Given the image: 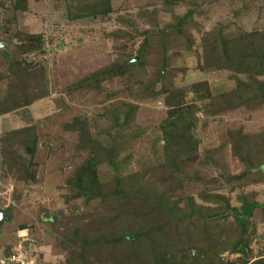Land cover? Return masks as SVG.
<instances>
[{
    "label": "rangeland",
    "instance_id": "374dc122",
    "mask_svg": "<svg viewBox=\"0 0 264 264\" xmlns=\"http://www.w3.org/2000/svg\"><path fill=\"white\" fill-rule=\"evenodd\" d=\"M91 1L0 0V102L22 103L0 111V255L21 239L35 264H67L74 245L95 232L81 229L79 236L76 228L91 218L93 227L100 220L111 229L124 224L148 232L166 222L177 247L188 233L205 236L197 239L203 254L183 244L187 256L198 255L187 264H244L245 256L258 264L264 224L249 216L247 252L235 250L239 226L226 202L239 206L240 194L264 202L261 179L236 175L242 153L230 138L258 150L254 161L264 156V72L251 67L248 39L238 46L226 39L255 30L259 41H250L262 45L264 0H107L106 13L73 17L89 11ZM181 16V31L167 30ZM30 35L43 48L28 50ZM210 40L222 44V56L228 50L216 64L205 53ZM10 69L13 83L6 79ZM248 73L258 81L249 83ZM190 105L191 114L169 123ZM31 125L33 136L7 135ZM26 137L35 140L31 155ZM174 138L182 142L175 150L168 145ZM88 159L99 188L89 200L81 189L90 180L81 187L75 181ZM221 227L216 238L208 235ZM84 249L87 264L129 257L127 248L120 258L102 245Z\"/></svg>",
    "mask_w": 264,
    "mask_h": 264
},
{
    "label": "trees",
    "instance_id": "16d2710c",
    "mask_svg": "<svg viewBox=\"0 0 264 264\" xmlns=\"http://www.w3.org/2000/svg\"><path fill=\"white\" fill-rule=\"evenodd\" d=\"M87 6L90 8L89 11H86L85 13H73V17H81V16H86V15H95V14H100V13H106L107 11H109L110 9V4H108L107 0H100V4L103 6V8L101 7H97V3L95 0H93V2H86ZM185 17L181 16L178 21H176L177 23L175 24H170L167 26V30H172L175 33H179V29L181 28V24L182 21L184 20ZM223 37V36H222ZM231 38H227V44H231L229 41H234V45L238 46L240 43H242L243 41H245L246 39H248L249 41L246 43V45L244 46L245 49H248L249 52L251 53V56L254 60V63L251 65L253 71L255 68H259L262 66V71L259 72H264V39L262 42V45L260 43V46L256 45V43H254L253 41L250 40H258L259 36H257V31L255 30H241L239 32H236V34H234L233 36H230ZM33 35L29 36V39H31L30 41H27L28 43V50H33V51H37L38 49L40 50L41 48H43V42L41 40H38V36H37V41L38 42H33ZM263 38H264V32H263ZM209 44H205V53L207 54L210 53L212 55V58H214V62L216 64L217 62V58L218 60H221L222 57H227L228 56V50L225 48L224 49V53L223 56L222 54V44H219L216 41H208ZM252 42V43H250ZM223 44H225L223 42ZM210 45V46H209ZM247 45H254L253 48H248ZM250 56V55H249ZM246 58V57H245ZM250 58V59H252ZM248 59V58H246ZM245 59V60H246ZM213 59L209 60L208 62H211ZM240 60V58H239ZM244 60V58H243ZM240 63V61H238ZM247 62V60H246ZM8 64V68L13 62H7ZM248 63V62H247ZM241 64V63H240ZM238 65V64H237ZM242 69L243 71H248L249 69L246 66L241 65L240 67H237ZM11 69L8 70V74L6 75V79L9 80L11 83L15 82L13 80V73H10ZM251 71V72H253ZM255 73V72H254ZM249 77H250V82H257L256 79H254L253 77V73H248ZM249 83L246 84H242L244 86L250 85ZM264 87V86H263ZM260 101H264V88H262V91L260 93ZM256 97V96H255ZM253 99H247V101L244 102H249L252 101ZM254 102V101H253ZM22 103L17 101L16 99H12L0 102V111H6V110H10L13 109L17 106H20ZM192 105L188 106V107H184L181 109H178L177 112L175 113L176 117H173L171 120H169L170 124L175 125L177 120L186 118V116H188L189 114H191V110H189V108ZM168 127V126H166ZM33 128L34 126H27V127H23L19 130H14L12 129L11 131L9 130L7 135L9 136L11 135H17L16 132H18L19 134H24V133H29L30 136H33ZM185 128V127H182ZM165 129V126H164ZM187 129V127L185 128ZM167 131V129H165ZM16 133V134H14ZM171 135V134H170ZM174 135V134H172ZM181 135V134H180ZM178 134V136H180ZM26 136V135H25ZM183 137V136H181ZM180 137V138H181ZM180 138L176 139L175 138L172 140V142L168 141V145H172L173 149L175 150L176 147L179 146V144H181L182 142L179 140ZM231 140H232V144H233V150L239 154L240 156V160H241V164H243L242 167V171L241 172H237L236 175L238 176V178L241 177H249L248 180L251 181H260L263 182L264 185V156L261 157V160L259 161H254V156H259L260 152L257 150L253 153H251L250 149L246 147V144L244 141H241V139H239V137H235V135H231ZM187 140V139H185ZM22 143L24 145V150L28 153V154H32L35 148V140L34 137H26L25 139L22 140ZM264 144V143H263ZM232 146V145H231ZM180 149L183 151L186 148L185 147H180ZM178 154V152H175ZM261 153L264 155V145H262V151ZM90 158V157H89ZM91 159V158H90ZM92 163L89 159L87 160L86 163H83L81 165H78V167L76 168V172L78 173V176L75 177V181L77 183V185L79 187H81V183L84 184V180L85 179H89L90 182L88 185H83L84 187H82V191L86 192V199L89 200V198L93 197V196H97L95 195L97 190L99 189L98 186L96 185V181H97V174H95V170L94 167L92 169L87 170L88 166H90ZM234 176V175H233ZM31 177L33 178V174H31ZM95 180V181H94ZM75 183V184H76ZM95 183V184H94ZM76 185V186H77ZM77 186V187H78ZM85 189V190H83ZM96 191V192H95ZM77 194H79V190L77 192ZM242 200V203L239 206L236 205H230L229 202H226L230 213L232 212V217L234 218V220H236V222L238 223V236L234 239V241L232 242V246L235 248V250L237 251H242V252H247L245 250L246 247V238H244V236L247 237L246 233H244V229H245V225H246V221L248 220L249 216L251 215H255L257 214V216H259L260 220L262 221V223L264 224V202L263 201H258L256 199L253 198H247L245 194H240L239 196ZM145 204V203H144ZM228 210V211H229ZM225 215H228V212L224 213ZM44 219L53 222L52 218L50 215L43 217ZM94 222H100V220L94 221ZM96 223V227L91 226L90 224H93V221L91 220V218H89L88 221H85L83 223H81L79 226H76V228H78V234L80 235H84V231L80 232L81 229H86L87 228H91L93 230H95V232L97 233H93L89 236L88 231L85 233V235L82 237V244L79 245L78 247H76V245H74V249H71L69 257L67 255L66 257V261L67 264H87L86 263V256L84 254L85 251V247L86 246H103V248H105V251H108V249H110L111 251H115L118 250V258L121 257L120 252L122 250H125V248L129 249L128 250V255L129 257L126 258H122L119 259L116 263H112V264H187L190 260L191 263L193 262V259L196 258V256H198L197 254H195L193 257H189L187 256L186 249H184L183 244H185L188 248L189 246H195L198 254H203L205 253V251L198 247L197 245V239H199V242L202 240H205V236H197L195 237V235H192V233H188V235H185L183 237V239L178 238L177 242L180 245V247L176 246V244L174 243V241H172L169 237L167 233V227H166V222H161L160 224H158L157 226H155L152 229H150V231L148 232V229L144 230L143 228L138 226V229H136L135 231H132L133 229L126 227L124 224H119L115 227V229H111L110 225L108 223H101L97 225ZM95 225V224H93ZM24 225H20L17 228H21ZM16 228V229H17ZM203 228L205 229V227L203 226ZM204 229H203V233H204ZM80 230V231H79ZM212 234L208 233L209 236L213 235V231L214 234L215 232H219L222 231V227L216 231V229L213 228V230H210ZM202 233V234H203ZM214 238H216L215 236L217 235H213ZM90 238V239H89ZM186 238V239H185ZM69 240V239H67ZM196 241V242H195ZM72 243V241H70ZM138 243H142L141 246L137 245ZM195 242V243H194ZM64 244V243H63ZM75 244V243H74ZM67 247L69 245H66ZM177 248V250H173V247ZM7 247L9 248V245H7ZM63 247V245H62ZM4 254L8 253V249L3 250ZM74 253H77V257H74ZM101 253V252H99ZM103 253V252H102ZM135 255L134 259H131V255ZM71 255V257H70ZM107 256V254H106ZM188 258V259H187ZM247 257L245 256L244 258V264H253L251 262H248ZM131 259V260H130ZM192 259V260H191ZM261 259V261H259L258 264H264V256H261L259 258H257L256 260ZM187 260V261H186ZM120 261V262H119ZM119 262V263H118ZM202 264H212V263H202Z\"/></svg>",
    "mask_w": 264,
    "mask_h": 264
},
{
    "label": "built area",
    "instance_id": "2783aa9c",
    "mask_svg": "<svg viewBox=\"0 0 264 264\" xmlns=\"http://www.w3.org/2000/svg\"><path fill=\"white\" fill-rule=\"evenodd\" d=\"M22 246L23 244L20 239L16 245L11 247L7 254L2 253L0 255V264H35L34 253L31 252L29 256H27L22 250Z\"/></svg>",
    "mask_w": 264,
    "mask_h": 264
},
{
    "label": "water",
    "instance_id": "95a60500",
    "mask_svg": "<svg viewBox=\"0 0 264 264\" xmlns=\"http://www.w3.org/2000/svg\"><path fill=\"white\" fill-rule=\"evenodd\" d=\"M0 45H1V41H0ZM134 59H135V56H134V58L132 60H134ZM0 216H1V210H0ZM232 250H234V249H232Z\"/></svg>",
    "mask_w": 264,
    "mask_h": 264
}]
</instances>
